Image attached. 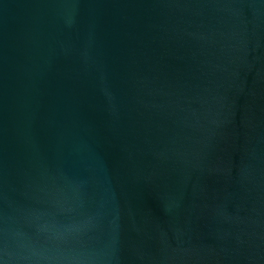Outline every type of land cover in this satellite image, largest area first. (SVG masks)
<instances>
[{"label":"water","instance_id":"obj_1","mask_svg":"<svg viewBox=\"0 0 264 264\" xmlns=\"http://www.w3.org/2000/svg\"><path fill=\"white\" fill-rule=\"evenodd\" d=\"M0 264H264V0H0Z\"/></svg>","mask_w":264,"mask_h":264}]
</instances>
